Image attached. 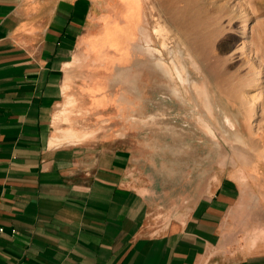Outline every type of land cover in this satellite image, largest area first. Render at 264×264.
I'll return each mask as SVG.
<instances>
[{
	"label": "rangeland",
	"instance_id": "rangeland-1",
	"mask_svg": "<svg viewBox=\"0 0 264 264\" xmlns=\"http://www.w3.org/2000/svg\"><path fill=\"white\" fill-rule=\"evenodd\" d=\"M89 2L51 136L128 149L173 213L225 188L226 249L263 252L264 0Z\"/></svg>",
	"mask_w": 264,
	"mask_h": 264
},
{
	"label": "crops",
	"instance_id": "crops-1",
	"mask_svg": "<svg viewBox=\"0 0 264 264\" xmlns=\"http://www.w3.org/2000/svg\"><path fill=\"white\" fill-rule=\"evenodd\" d=\"M91 8L0 0V264H264L226 249L225 188L173 213L128 149L49 145Z\"/></svg>",
	"mask_w": 264,
	"mask_h": 264
},
{
	"label": "bare ground",
	"instance_id": "bare-ground-1",
	"mask_svg": "<svg viewBox=\"0 0 264 264\" xmlns=\"http://www.w3.org/2000/svg\"><path fill=\"white\" fill-rule=\"evenodd\" d=\"M154 52V51H153ZM156 52V51H155ZM208 98V97H207ZM54 130H56L57 132H60V135H56V136H51L50 141H49V145L51 147H56L61 145L62 143H64L65 141H71V139H76V140H80V135L79 133H76V131L72 130V129H67L61 131L60 128L58 127H54Z\"/></svg>",
	"mask_w": 264,
	"mask_h": 264
}]
</instances>
